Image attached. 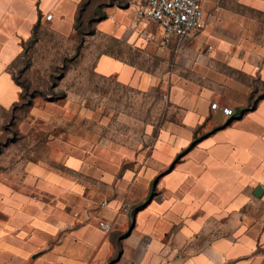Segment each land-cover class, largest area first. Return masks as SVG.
Segmentation results:
<instances>
[{
    "label": "crops",
    "instance_id": "obj_1",
    "mask_svg": "<svg viewBox=\"0 0 264 264\" xmlns=\"http://www.w3.org/2000/svg\"><path fill=\"white\" fill-rule=\"evenodd\" d=\"M84 1L0 0V139L36 26L72 35ZM202 2L205 28L185 42L137 20L142 0L104 8L96 30L148 61L102 53L97 74L166 90L179 120L133 152L67 143L6 165L0 264H264V0Z\"/></svg>",
    "mask_w": 264,
    "mask_h": 264
},
{
    "label": "rangeland",
    "instance_id": "obj_2",
    "mask_svg": "<svg viewBox=\"0 0 264 264\" xmlns=\"http://www.w3.org/2000/svg\"><path fill=\"white\" fill-rule=\"evenodd\" d=\"M108 1L93 0L84 20ZM116 1L123 5L128 0ZM102 53L142 65L148 61L142 52L99 33L96 23L82 36L76 31L63 35L42 26L27 42L13 68L23 84V98L5 114L1 173L9 163L48 157L56 145L68 149L67 143L118 145L133 152L151 146L159 129L179 120L181 110L166 90L140 91L120 84L115 77L97 74L96 61Z\"/></svg>",
    "mask_w": 264,
    "mask_h": 264
},
{
    "label": "built area",
    "instance_id": "obj_3",
    "mask_svg": "<svg viewBox=\"0 0 264 264\" xmlns=\"http://www.w3.org/2000/svg\"><path fill=\"white\" fill-rule=\"evenodd\" d=\"M137 20H146L161 27L164 37L177 36L185 42L205 28V11L202 0H142ZM214 104L213 106H216ZM232 115L233 109L225 108ZM100 226L110 231L112 223L101 221Z\"/></svg>",
    "mask_w": 264,
    "mask_h": 264
},
{
    "label": "trees",
    "instance_id": "obj_4",
    "mask_svg": "<svg viewBox=\"0 0 264 264\" xmlns=\"http://www.w3.org/2000/svg\"><path fill=\"white\" fill-rule=\"evenodd\" d=\"M92 2H93V0H85L80 5V8H79V12H78V16H77V20H76V24H75V31L81 36L85 34V29L91 27V25H93L94 23H97L98 21L106 18L107 13L105 12L104 8L107 5L116 4L117 1L116 0H110L108 2L100 3L96 7L94 14H91L90 16L87 17L86 20H84V15H85L88 7H90V5L92 4ZM39 29H40V26L37 25L35 28V33H34L33 37H36V34H37ZM15 79L23 87V84L19 81V79L16 77H15ZM254 106H255V101H254V97H253L248 106L238 109L236 112L233 113V115H235V117H236L237 115H240V114L247 112L248 110H250ZM197 140H198V138H196L194 142H196Z\"/></svg>",
    "mask_w": 264,
    "mask_h": 264
}]
</instances>
